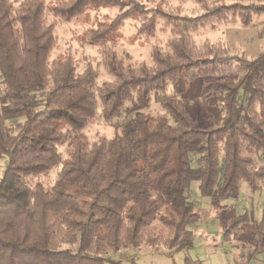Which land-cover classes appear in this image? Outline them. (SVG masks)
<instances>
[{
    "label": "trees",
    "instance_id": "1",
    "mask_svg": "<svg viewBox=\"0 0 264 264\" xmlns=\"http://www.w3.org/2000/svg\"><path fill=\"white\" fill-rule=\"evenodd\" d=\"M188 2L185 10L172 1L0 0V264H117L111 254L143 245L191 252L201 216L190 195L216 210L244 185L264 195V49L252 58L225 39H196L209 25L250 28L264 0ZM102 6L122 11L82 37L113 76L100 83L92 64L79 71L70 56L50 61L48 16L69 22ZM130 19L159 40L151 63L126 65L116 53ZM196 80L202 97H219L217 124L201 128L179 101ZM153 101L165 112L147 113ZM124 115L112 138L84 134L98 116ZM53 170L52 188L31 181ZM249 221L233 213L223 238ZM253 243L243 264L264 252V211ZM184 264L198 262L188 255Z\"/></svg>",
    "mask_w": 264,
    "mask_h": 264
},
{
    "label": "rangeland",
    "instance_id": "2",
    "mask_svg": "<svg viewBox=\"0 0 264 264\" xmlns=\"http://www.w3.org/2000/svg\"><path fill=\"white\" fill-rule=\"evenodd\" d=\"M49 7L55 5L57 0H43ZM147 7H154L165 2L175 3L190 8L188 1L178 2L177 0H142ZM211 2V1H210ZM122 11L117 6H102L87 10L84 14L69 21L60 22L57 17L50 14L48 20L56 23V43L50 54V61L70 56L79 71H83L89 64H92L98 73L100 83L110 81L113 76L105 69L102 63V56L99 48L93 45L84 44L83 35L90 29L96 27L104 19H113ZM264 18V16H262ZM138 25L135 20L130 19L123 24L119 32V39L115 46L119 59L126 65H138L141 62L151 63L154 44L159 41L154 36H142L138 34ZM264 41V27L262 28ZM204 34V33H203ZM201 37L196 36L198 41ZM200 81L191 83L189 90L179 96V101L188 109L190 114L197 119L201 128L206 125L217 124L223 115L219 97L204 98L200 95ZM130 106L131 104H126ZM260 115L264 118V105L258 106ZM147 113L159 114L165 111L155 101L152 102ZM126 116L107 122L102 116H98L93 124H90L84 134L91 141L100 138H112L116 135L114 123L121 122ZM64 158H68L71 148L65 145L61 148ZM6 166V159L0 160V176ZM57 178V170H53L45 176L33 178L32 182H40L46 188H52ZM199 184L194 182L192 194L198 190ZM195 210L199 212L201 221L194 225V248L186 250H170L164 246L150 247L143 245L138 248L121 250L111 254L109 257L118 264H130L136 260L140 264H184L186 256L196 257L198 264H243L248 260V254L254 249L253 232L254 225L258 222L264 211V195L261 192L253 193L246 185L242 187L240 196L236 199H228L223 210L213 209L209 202L199 200L195 195H190ZM207 200V199H205ZM233 213H247L250 217L248 223H244L238 229L237 237H230L228 241L223 238L222 226L231 218ZM221 224V228L218 224ZM218 243V244H217ZM217 244V245H216ZM196 255V256H195ZM254 264H264V252L258 258H253Z\"/></svg>",
    "mask_w": 264,
    "mask_h": 264
},
{
    "label": "crops",
    "instance_id": "3",
    "mask_svg": "<svg viewBox=\"0 0 264 264\" xmlns=\"http://www.w3.org/2000/svg\"><path fill=\"white\" fill-rule=\"evenodd\" d=\"M177 1L181 3L183 1H188V0H177ZM210 1L216 2L218 0H210ZM187 3L189 4V2ZM263 27H264V18L258 17L256 19L255 24L248 29H241L235 27L220 29L218 26L209 25L200 30V32L198 33V37H201L200 39L202 41L208 39L212 42L225 39L229 41L234 48L238 47L241 50H243L247 56L255 58L258 57L262 52V50L264 49L263 35L261 34ZM218 227L221 228L220 223L218 224ZM261 253L257 254L258 258ZM192 258L197 261L196 257H192Z\"/></svg>",
    "mask_w": 264,
    "mask_h": 264
},
{
    "label": "water",
    "instance_id": "4",
    "mask_svg": "<svg viewBox=\"0 0 264 264\" xmlns=\"http://www.w3.org/2000/svg\"><path fill=\"white\" fill-rule=\"evenodd\" d=\"M251 264H254V263H251Z\"/></svg>",
    "mask_w": 264,
    "mask_h": 264
}]
</instances>
